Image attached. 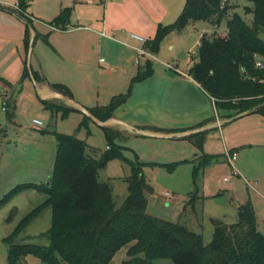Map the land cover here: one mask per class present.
I'll use <instances>...</instances> for the list:
<instances>
[{
	"label": "trees",
	"instance_id": "obj_1",
	"mask_svg": "<svg viewBox=\"0 0 264 264\" xmlns=\"http://www.w3.org/2000/svg\"><path fill=\"white\" fill-rule=\"evenodd\" d=\"M247 1L251 6H245L244 15L233 12L227 19V37L202 35L197 52L199 61L189 69L190 77L214 100L218 112L232 113L228 118L244 113L264 116V67H257L259 60L264 64V0ZM27 2L17 3L23 17ZM230 9L227 0H187L176 21L159 25L155 37L147 41L145 48L158 53L169 34L184 31L192 22H209L217 29ZM71 14V8H64L54 20V27L65 29ZM24 44L27 48L28 34H25ZM153 73L151 61L139 64L126 94L113 97L107 106L89 109V113L102 122L111 119L128 100L133 85ZM25 76H28L26 66ZM32 77L35 81L41 79L33 71ZM52 88L66 97L72 95L62 84H53ZM42 103L49 111H62L63 117L72 111L46 101ZM12 115L7 113V118ZM90 121L92 119L84 115L79 129L87 127ZM103 132L108 150L99 157L89 155V146L76 134L54 132L57 147L53 173L48 181L17 185L0 200L1 206L28 189L44 196L42 203L3 239L7 244L8 264H20L30 255L42 264H110L124 247L128 249L123 264H157L159 260H170L173 264H264V234L258 231L250 200L239 207L237 222L229 225L213 219V239L206 244L203 235L186 225L148 213V195L153 188L146 180L144 167L152 163L141 162L137 155L134 161L127 159L124 148L116 143L120 132L109 128H103ZM206 135L207 131H200L186 138L203 151ZM117 158L131 168L130 176L125 179L128 196L120 207L116 206L110 184L99 179L100 171ZM200 159L193 170L194 189L186 205L193 209L197 201L205 199L197 184L199 173L216 157L208 155ZM45 209L51 210V227L42 235L48 239V245L14 243L20 232Z\"/></svg>",
	"mask_w": 264,
	"mask_h": 264
},
{
	"label": "crops",
	"instance_id": "obj_2",
	"mask_svg": "<svg viewBox=\"0 0 264 264\" xmlns=\"http://www.w3.org/2000/svg\"><path fill=\"white\" fill-rule=\"evenodd\" d=\"M19 1L0 0L3 8L0 9V108L2 117H5H0V136L7 134L6 128H14L16 125L20 128V133H26L25 128L22 129L15 121V105L23 88L30 91V87H33L34 95L42 106V102L46 101L70 109L72 111L66 117L73 116L77 124L86 115L92 119L88 126L95 125L102 132L103 128L120 132L121 137L116 143L124 148L123 154L130 148L122 142H130L132 138L162 139L170 146L175 145L171 150L185 147L193 154L191 159L183 160L195 168L201 161L200 158L210 154L205 155L204 150L197 149L182 134L207 131L206 139H223L219 131L222 125L238 116H241L238 119H242L258 114L244 113L228 118L232 113L218 112L214 100L190 77V61L186 71L181 72L170 70L166 66L172 63L154 65L159 61L160 47L158 53H153L155 59L143 57L140 62L143 65L145 61H151L153 75L133 85L128 100L115 111L111 119L99 121L89 113V109L107 106L113 97L126 94L137 74L138 48L141 45L129 38V31L136 32L147 40L153 39L159 25L172 24L179 15L170 14L157 0H27L23 17L13 9ZM64 8L72 9L69 24L65 29H56L54 20ZM175 33L177 34L173 32L168 35L166 41L181 43L182 38L178 36L181 32ZM25 34H28L27 48L24 44ZM172 35L177 36L170 38ZM173 48L174 44L171 45V49ZM25 66L28 76L23 77ZM32 71L38 74L40 81L33 79ZM53 84H62L69 88L71 97L53 89ZM49 112L54 126L62 111ZM7 113H13L10 119L7 118ZM34 119L36 118L32 120ZM30 127L40 132L44 129L43 124L40 129L34 128L32 121ZM79 131L78 128L71 133L51 127L48 135L55 137L54 132L76 134L87 143L89 155L93 157H99L108 150L106 139V146L101 149L80 137ZM9 146L6 144L7 150ZM12 146L27 150L21 147L23 144L14 143ZM56 147L57 144L55 154ZM232 150L237 152V149ZM223 159L226 163L225 157ZM214 161L215 159L210 165ZM170 198L172 195L166 197ZM252 205L255 210L253 203ZM255 214L259 231V217L256 211ZM213 219L215 218L211 221Z\"/></svg>",
	"mask_w": 264,
	"mask_h": 264
},
{
	"label": "rangeland",
	"instance_id": "obj_3",
	"mask_svg": "<svg viewBox=\"0 0 264 264\" xmlns=\"http://www.w3.org/2000/svg\"><path fill=\"white\" fill-rule=\"evenodd\" d=\"M186 1L157 0L156 2L164 9H168L170 14L175 13L177 16L183 11ZM227 3L231 9L220 27L216 29L205 21L190 23L178 35L182 38L181 43L166 39L163 41L158 56L159 61L154 65L172 63L177 65V72L186 71L192 52H198L197 45L202 35L206 33L210 37H223V33L227 31V19L233 15V12L244 15L245 6H251L247 0H227ZM129 32L138 35L136 32ZM172 36L170 38H175L177 35ZM172 44H174L173 49H171ZM2 114L0 108L1 119L5 118ZM33 118L42 122L43 132L31 129ZM57 119V124L53 126L51 112L44 109L35 97L33 87H30V91L23 88L15 105V121L22 129L25 128L26 133H20V128L16 125L14 128H6L7 134L0 136V200L17 185L42 184L51 177L56 139L48 135L49 129L53 127L58 131L74 133L80 125L73 116L63 117V114H60ZM222 126L219 131L223 139L207 138L204 143V154L214 155L216 159L212 165L199 173L197 184L200 195L205 196V199L197 201L195 209L191 206L186 207L190 199L188 194L194 189V168L192 164L183 160L191 159L193 154H190L185 147L171 150L175 145L170 146L162 139L139 137L140 139L132 138L130 142H122L130 148L124 152L128 159L134 160V156L137 155L141 161L152 163L144 167L146 180L153 188V192L148 195V213L159 219L186 225L191 231L203 235L206 244L212 241L214 235V224L211 219L235 223L238 221L239 207L249 200L254 204L259 217V231L264 233V117L253 114L232 120ZM78 134L96 147L104 149L106 146V138L102 130L95 125L82 127ZM14 143L23 144L21 147L27 150L13 147ZM6 144L10 145L8 150ZM232 149H237V160L234 163L237 175H234L230 164L224 163L223 159L227 152H232ZM197 165L198 163L195 166ZM130 174L129 164L120 158L111 160L106 168L100 171V181L107 182L112 187L117 207H120L128 196L125 178ZM166 192H169L172 198L166 199ZM220 194H224L223 197L226 198L223 204H218L215 199L218 197L216 195ZM214 195L215 197H212ZM43 200V195L28 189L17 193L0 206V264H8L7 244L3 239L9 236L21 220ZM49 227H51V210L45 209L20 232L14 243L48 245V239L42 235ZM127 249L124 247L118 251L110 264H123L127 260ZM156 263L173 264L170 260H159ZM20 264L42 263L37 257L30 255Z\"/></svg>",
	"mask_w": 264,
	"mask_h": 264
},
{
	"label": "built area",
	"instance_id": "obj_4",
	"mask_svg": "<svg viewBox=\"0 0 264 264\" xmlns=\"http://www.w3.org/2000/svg\"><path fill=\"white\" fill-rule=\"evenodd\" d=\"M13 9L18 11V12H20V7H19L18 4H15L13 6ZM56 29H59V28L56 27ZM223 34H224L223 37H227L228 36V31H226ZM129 38L131 40H134V41L138 42L141 45V47L138 48V61H137L138 65L140 64L141 59L143 57H149L150 59H155V57L153 56V53H151L148 49L145 48V44L148 41L146 38H144L143 36L134 34V33H130L129 34ZM197 47L199 49L200 43L197 45ZM198 61H199V57H198L197 53L192 52V57L190 59V66H193ZM166 66L170 70H177L176 66L173 65V64H166ZM257 67L263 68L264 67L263 62L259 60L258 63H257ZM3 110H5V108H3ZM32 125H33L34 128L40 129L42 127V122L37 120V119H34V120H32ZM225 159L230 164V166L232 167V169L234 171V175H237V172L234 170V163L237 160V153L235 151L227 152V154L225 155ZM165 196L166 197H171V194L169 192H166Z\"/></svg>",
	"mask_w": 264,
	"mask_h": 264
},
{
	"label": "water",
	"instance_id": "obj_5",
	"mask_svg": "<svg viewBox=\"0 0 264 264\" xmlns=\"http://www.w3.org/2000/svg\"><path fill=\"white\" fill-rule=\"evenodd\" d=\"M0 9H3V8L0 6ZM169 75H170V74H169ZM261 107H262V106H261ZM259 108H260V107L256 108V109L254 110V112L257 111ZM239 117H241V116H238V117H236V118H233L232 120L238 119ZM220 126H221V124H220ZM193 133H194V131H193V132L184 133V134H182V136H188V135H191V134H193ZM215 199H216V202H217L218 204H223V203L226 202V198L223 197V196L217 197V198H215Z\"/></svg>",
	"mask_w": 264,
	"mask_h": 264
}]
</instances>
